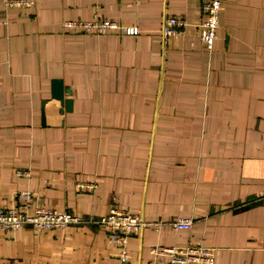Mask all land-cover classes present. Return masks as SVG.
Instances as JSON below:
<instances>
[{
    "label": "crops",
    "instance_id": "0c3cea01",
    "mask_svg": "<svg viewBox=\"0 0 264 264\" xmlns=\"http://www.w3.org/2000/svg\"><path fill=\"white\" fill-rule=\"evenodd\" d=\"M203 1L0 0V208L28 191L30 209L86 221L0 230V264H122L96 223L114 205L158 225L129 237L126 264L200 242L216 264H264V0H223L212 51ZM96 15L139 32L64 25ZM169 15L188 24L164 41ZM191 215L192 229L171 225Z\"/></svg>",
    "mask_w": 264,
    "mask_h": 264
},
{
    "label": "built area",
    "instance_id": "2783aa9c",
    "mask_svg": "<svg viewBox=\"0 0 264 264\" xmlns=\"http://www.w3.org/2000/svg\"><path fill=\"white\" fill-rule=\"evenodd\" d=\"M35 0H3L6 7H30ZM223 0H204L202 11L204 18L198 24L200 39L208 51H212L218 36ZM188 22L183 17L169 15L164 19L162 36L169 41L173 36H180ZM64 25L73 30L84 32L109 33L121 31L125 34H137V26L123 25L119 21L100 18L92 20H67ZM25 202L19 206L0 208V230L11 231L31 226L36 230L60 229L71 224L86 222L79 215L68 210L60 211L36 205L30 209L31 194L22 192ZM197 219L191 216H179L171 225L176 230H190ZM108 234V241L120 247L117 255L122 264L130 257L128 239L143 229L158 227L155 223L147 222L139 214L118 206H112L109 212L96 220ZM152 259L149 264H216V249L202 242L185 245H154L151 248Z\"/></svg>",
    "mask_w": 264,
    "mask_h": 264
},
{
    "label": "water",
    "instance_id": "95a60500",
    "mask_svg": "<svg viewBox=\"0 0 264 264\" xmlns=\"http://www.w3.org/2000/svg\"><path fill=\"white\" fill-rule=\"evenodd\" d=\"M67 92H70V89L64 86L62 79L52 80V96L64 104L66 111H70L73 108V99L65 95Z\"/></svg>",
    "mask_w": 264,
    "mask_h": 264
}]
</instances>
